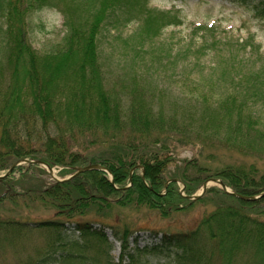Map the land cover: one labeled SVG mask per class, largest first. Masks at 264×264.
Wrapping results in <instances>:
<instances>
[{"label": "trees", "instance_id": "16d2710c", "mask_svg": "<svg viewBox=\"0 0 264 264\" xmlns=\"http://www.w3.org/2000/svg\"><path fill=\"white\" fill-rule=\"evenodd\" d=\"M230 1L247 4L250 0ZM148 2L0 0V171L9 169L15 160L31 159L63 167L62 175L101 164L113 177L92 169L68 180L47 182L42 176L47 171L35 162L18 165L0 177V211L9 212L12 207L22 215L0 213L2 262L3 255L11 254L15 264H122L110 254L113 244L105 232L109 228L121 242L120 259L129 257L127 264H146L142 259L146 254L166 259L163 264H250L251 257L248 263L241 261L250 256L245 254L249 248L255 264H264V218L260 216L264 196L241 201L211 187L206 192L222 204L205 214L194 229L155 233L157 240L144 247L136 243L132 252L135 231L128 224L121 227L117 220L112 222L110 212L83 219L92 209L101 212L130 204L146 205L166 216L173 209L192 205L195 201L189 197L211 178L221 179L241 195L264 191V169L256 161H227L216 153H209L206 159L211 164L207 165L196 157L180 163L174 159L177 143L212 151L239 150L244 156L251 153L264 159L263 117L257 107L264 106V63L251 61L260 52L258 44L241 43L240 51L234 52L229 51L228 42H218L227 54L218 55L214 49L220 44L201 42L198 51L205 56H226L222 66L218 60L216 69H222L218 70L220 82L231 80V86L215 93L205 83L213 76L201 75L206 89L187 99L193 106L183 107L180 114L166 112L160 96L149 88H129L123 94L128 99L125 104L108 87L99 48L104 26L117 29L142 21L139 38L145 43L160 36L165 27L182 23L178 14L149 9ZM260 6L264 14V0ZM49 7L62 12L65 34L41 54L29 41L30 17ZM214 30L208 25L197 27L205 35ZM188 60L180 68H196L200 58L191 64ZM93 145L99 149L87 152ZM138 165L144 167V175ZM171 179L184 182L185 195L179 191L178 180ZM221 198L262 210L256 209L260 214L255 216L239 205L223 204L228 201ZM39 207L53 214L23 215Z\"/></svg>", "mask_w": 264, "mask_h": 264}, {"label": "rangeland", "instance_id": "374dc122", "mask_svg": "<svg viewBox=\"0 0 264 264\" xmlns=\"http://www.w3.org/2000/svg\"><path fill=\"white\" fill-rule=\"evenodd\" d=\"M260 1L250 0L247 4H240L230 0H149V9L157 12L170 11L172 14H178L182 23L178 26L165 27L161 31L160 36L152 40H146L145 43L139 38V29L142 21L122 24L117 29L111 27L110 24H107L108 26L106 27L104 26L105 28L103 27L99 36V48L100 60L107 72L108 87L118 93L119 96H122L125 104H127L128 99L123 94L129 88L135 86L142 87L143 89L149 88L148 90H154L156 95L160 96L165 105L166 112L171 113L172 111H176L178 114L182 112L183 107L187 106L190 108L193 106L190 101L187 102V99L205 90V86H207L205 83H210L207 88H210L215 93L224 92L225 89L231 86V80L225 79L220 82L219 78L221 76H219L218 70L221 67L217 69L216 67L219 62H221L222 66L223 62L227 61L224 58L225 55L221 57L216 54L205 56L198 51V46L205 40H210V42L216 41V43L228 42L229 46L227 47L229 51L232 49L234 52H239L241 43L258 44L260 52H255L251 61L264 63V14L261 12ZM199 25L213 26L215 30L213 33H206L205 35V32L197 31ZM29 28L30 43L39 53L43 54L46 50L52 48L54 44L61 41L65 34L63 14L58 8H45L30 17ZM142 46L147 47L141 49ZM223 48L220 44V46L214 49L215 53H218V55L219 53H225V51H221ZM177 51H180L179 54ZM188 57L190 64L197 58H200V61L195 66L196 68H194V65H191V67L183 70L180 68V64L183 60L186 61ZM0 60H2L1 50ZM231 69L232 65L229 66V70ZM201 75L213 76L211 77L213 79H211V82L205 81V83H202ZM7 76H5L6 79ZM0 79L2 80L1 76ZM185 92L186 94H182ZM257 107L260 109L263 117L262 125H264V106ZM100 147L106 146L101 145ZM97 149L99 147L93 145L87 152H94ZM214 150L212 151L211 148L200 145L194 146L192 144L177 143L174 159L175 162L180 163L182 160L196 157L202 165H207V163L211 164L206 159L209 153H216L223 155L227 161H233V159L234 161L245 160L248 163L256 161L257 165L264 169V159H256L257 157L251 153H246V156H244V152L240 153L238 152L239 150L231 151L227 148ZM23 160L19 159L15 161H21L23 162L21 165H26L27 162L25 163ZM51 168L54 170L53 174L45 167L47 172L42 175L47 182L62 181V179L69 177L75 172L73 169L67 174L62 175L63 167L54 166ZM7 171L8 169L0 171V175H3ZM108 174L112 175L110 172ZM16 176H18V173ZM57 178L60 180H57ZM177 180L179 191L185 195L184 182L179 179ZM203 184L204 181L193 195L200 193ZM215 186L224 190L219 184L211 182L207 189ZM227 187L233 190L230 186ZM235 196L241 199V201H249L237 195ZM201 198L203 201L195 199L192 205L183 209H173L166 216L162 215L159 210L149 208L146 205L130 204L128 206L114 205L112 209H103L101 212L94 207L96 209L90 210L83 219L89 217L98 218L110 212V215H108L109 220L112 222H116L117 220L121 223V227L124 224H128L135 231V235L130 243V250L132 252L136 243L138 246L144 247L146 244H151L157 240L156 234L161 236L164 232H186L194 229L205 214L212 212L219 204H222L219 199H216L209 192L204 193ZM221 200L223 202L228 201L222 198ZM223 204L239 205L248 213L255 216L260 214L255 213V211H258L256 209L262 210L258 206H245L233 200ZM11 209L13 208L10 207ZM10 210L9 212L0 211V213L4 214L3 216L5 217L22 216ZM52 214L51 211L43 207L36 208L34 212L31 210L28 213L23 212V215H29L31 218L37 216L45 217ZM260 216L264 218L263 211ZM96 226L100 227L99 224ZM105 232L108 236V241L113 244L110 254L115 261H121L122 264L129 263V257H125L123 261L120 259L122 253L121 242L113 236L112 230L105 228ZM134 238H137V242ZM245 254H250V256L241 259V261L246 260L248 263L251 257L250 264H255L253 250L251 252V248H249L245 250ZM2 259L4 261L0 260V264H15V259L11 254L8 256L3 255ZM142 259L146 264H163L166 262V259L152 254H146Z\"/></svg>", "mask_w": 264, "mask_h": 264}, {"label": "water", "instance_id": "95a60500", "mask_svg": "<svg viewBox=\"0 0 264 264\" xmlns=\"http://www.w3.org/2000/svg\"><path fill=\"white\" fill-rule=\"evenodd\" d=\"M24 162H28V163H29V162H36V163H39V164L44 165V166L49 170V172H50L51 174H53V172H54L53 168L49 167L48 164H46V163H44V162H42V161H39V160H37V161L24 160ZM19 164H22V162H21V161H17V162H15V163H13L12 166L10 167V169L7 171V173H5L4 175H0V177H3V176H6V175H9V174L14 170V168H15L17 165H19ZM137 168H141V169H143V173H144V167H143L142 165H138ZM92 169H103V170H104L105 168H104L101 164H89V165H86V166L78 167L74 173H72L69 177H67V178H65V179H62V180L70 179V178H72V177L78 175L79 173H82V172H85V171H88V170H92ZM105 170H106V169H105ZM57 180H60V179L57 178ZM172 180H177V179H171L170 181H172ZM210 182H211V183L219 184V185H220V186H221L226 192H228V193H232V194H235V195H237V196H239V197H241L242 199H245V200L254 201V200H257V199H259V198H261V197L264 196V191L261 192L260 194H257V195H250V196H248V195L237 194V193L234 192L233 190H230V189L227 187V185H226L222 180L217 179V178H214V179H211V180H209V181L204 182V184H203V186H202V189H201L200 193L195 194V195L191 196L190 198H191V199H199V198L205 193V191L207 190V188L209 187Z\"/></svg>", "mask_w": 264, "mask_h": 264}]
</instances>
